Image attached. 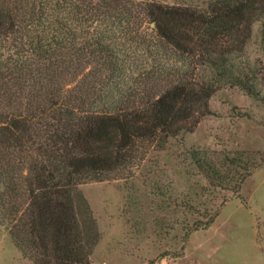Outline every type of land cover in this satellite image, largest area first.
<instances>
[{
    "label": "trees",
    "instance_id": "1",
    "mask_svg": "<svg viewBox=\"0 0 264 264\" xmlns=\"http://www.w3.org/2000/svg\"><path fill=\"white\" fill-rule=\"evenodd\" d=\"M256 22L264 0H0V225L29 264H89L79 187L133 178L222 86L257 96ZM206 154L189 157L235 193L250 164Z\"/></svg>",
    "mask_w": 264,
    "mask_h": 264
},
{
    "label": "rangeland",
    "instance_id": "2",
    "mask_svg": "<svg viewBox=\"0 0 264 264\" xmlns=\"http://www.w3.org/2000/svg\"><path fill=\"white\" fill-rule=\"evenodd\" d=\"M200 5L212 0H163ZM260 71L252 97L224 85L209 115L191 133L150 152L129 180L87 183L79 190L99 238L89 264H264V26L256 22L244 51ZM204 76H208L205 74ZM250 164L238 190L215 186L189 157ZM217 184V183H216ZM0 264H29L0 225Z\"/></svg>",
    "mask_w": 264,
    "mask_h": 264
}]
</instances>
